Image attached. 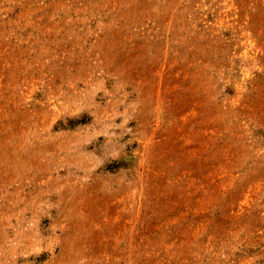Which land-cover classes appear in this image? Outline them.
<instances>
[{
	"label": "rangeland",
	"instance_id": "rangeland-1",
	"mask_svg": "<svg viewBox=\"0 0 264 264\" xmlns=\"http://www.w3.org/2000/svg\"><path fill=\"white\" fill-rule=\"evenodd\" d=\"M0 264H264V0H0Z\"/></svg>",
	"mask_w": 264,
	"mask_h": 264
}]
</instances>
